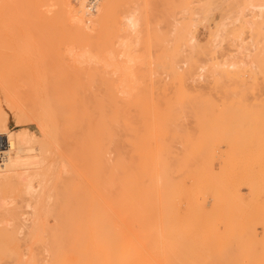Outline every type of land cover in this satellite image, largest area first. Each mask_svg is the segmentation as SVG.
<instances>
[{
    "label": "rangeland",
    "instance_id": "obj_1",
    "mask_svg": "<svg viewBox=\"0 0 264 264\" xmlns=\"http://www.w3.org/2000/svg\"><path fill=\"white\" fill-rule=\"evenodd\" d=\"M13 1L16 5L14 10V3L12 4ZM16 1L12 0L10 6L8 5L6 9V15L5 13L3 14L5 15L2 18L3 26L0 23V32L3 40L0 42V111L6 118V131L14 134L28 131V133L34 136L37 142H41L43 139L40 128L35 122H21L16 120L18 119L17 101H15V97L11 91V82L15 79L16 70H19L20 65L28 62V60L39 64L42 63L41 61H46L47 63L52 64V60L54 59V63L56 60L58 65L60 64L65 70H70V67L71 69L75 67L76 70L72 69L73 72L76 71V73H74V80L76 82L79 81L80 83H78V85L80 84L81 86H78L77 92L80 97L84 95V98L81 99L85 101V104H90L89 106L86 105L89 110L90 108L91 110H95L99 106H105L107 100L106 96L109 94L107 87L109 86V89L111 90V86L116 85V83L119 82L117 83L118 86H115L117 89L114 91L117 96V106L119 105L118 107L123 110L121 111V118H123L121 119V125L111 130L110 138H102V142L96 138L95 142L97 141V144L94 143V145H98L99 147H97V150L94 149L96 146L93 147V153L96 152L97 154H94L95 161L103 159V162L96 161L97 164H95L97 167L98 165L102 166L98 168L96 167L97 172L100 168V172L97 173V176H100V178H97V181L99 180L100 183L97 182L99 185H97V187L99 188L94 192L96 224L95 264H264V33L262 32L264 26L263 22H261L263 20H258L259 23L256 22V24L258 23L257 28L251 30L249 29L250 22L244 23V21L248 19L255 22V17H253L252 13L251 16L249 14L250 12H248L250 7L248 8V11L244 10L243 12V7L245 6L244 8H246L249 5L248 0H212L213 2L210 0L211 3H208L209 0H112L113 13L111 23L104 29V34H108V37L104 35L102 37L103 39H100V42H96L99 43L96 44V46L100 47V44L103 46L106 43V40L110 38L107 40V44L109 45L107 46V44H105L103 47L106 48L103 49H101V47H96L94 53L93 48H95V43L94 45L90 44L92 47H89V43L85 44L84 42H81L82 44H75L72 42V36L68 32L69 30L60 27L61 22L58 19L56 7L54 6H50L49 10L47 8L49 6L47 5H44L43 8L41 7L42 10L47 11L45 14L49 15L44 16V18L47 17L46 19L49 21L52 18L56 19V21H47L48 25H43L44 27L46 26L45 28L47 30L44 27L43 29L41 25L37 29L36 25V27H32L34 28L33 31L29 28V32L26 31L27 29L22 28L23 26L21 27V25L24 24L21 19L17 21V14L21 11L20 8L24 4L35 3V0ZM69 1L71 2L72 0ZM75 1L73 0L71 2L72 5L74 4L76 6L81 2V0H79L80 2L78 0ZM85 1L86 0H84V2ZM104 1L105 0H102L100 2L101 6ZM249 1L250 3H258V0ZM84 2L81 3L84 5L86 3ZM169 4H171V6ZM118 5L123 7L117 8ZM99 7L97 10L95 8L94 12L88 11L85 5V13L87 17L83 16L84 24H86H83V31L87 29L84 31L87 34L95 33L94 29L96 28V24L94 22H96L97 17H94V15L99 13ZM130 7H136L137 14L140 13L139 11L143 14H139L141 15V17H139V23H141V26H139V30L135 33L138 35L136 36L134 34L136 40L133 36V39L128 37L129 39L126 38L127 41H125L124 37L122 38L121 36L123 34L121 33L120 17L122 18V11L125 12L126 8L130 9ZM10 8H12V10H10ZM115 10L119 11V13ZM243 13H247L248 15ZM242 15L245 19L242 18ZM245 15L248 17L250 15L251 19H247ZM50 16L52 18H50ZM85 19L90 21H86ZM255 20L257 21V18ZM91 21H93L92 25ZM11 23L12 25H10ZM54 23L57 24L55 25ZM260 23H262V28ZM13 24H15V26ZM90 25L92 29L89 28ZM47 26L51 28H48ZM57 28L62 29L58 30ZM185 28L191 30L190 32L195 41V46L193 48L184 45L179 40L178 36H181L180 34H183L186 31ZM1 29L3 31H1ZM256 29L261 33L259 31L257 32ZM89 30H93L91 31L92 33L89 32ZM107 30L108 33L106 32ZM254 31L257 33H254ZM30 32H32L33 35L32 33L30 34ZM41 33L42 35H40ZM35 34L39 37L35 36ZM68 34L69 36H67ZM214 34L217 36L215 39L220 41L219 46L216 49H213L211 46ZM19 35L21 36L19 37ZM26 36H28V39H26ZM116 36L119 38V41L124 40L126 42L125 44V42L122 41V44L129 45L128 48H130L131 52L128 48L126 50L129 54H126L127 52L125 51L124 45L122 46L120 43L121 41H117ZM3 37L5 38L3 39ZM165 38H167L166 41ZM40 40L44 42L46 40L45 43L47 46ZM102 40H104L105 43H102ZM66 41L67 43H65ZM28 43L30 46L33 45L30 47L28 46ZM118 43H120L121 46ZM17 45L20 48H18ZM72 45L73 47L71 48ZM110 45H112L111 48L114 49L111 52L112 54L107 50V47ZM117 45H119L118 48ZM81 47L82 50L85 48V53L84 51H81ZM56 48H58L59 51L56 50ZM90 48L92 49V52L90 51L89 56L87 53ZM120 48H124L123 51L125 52ZM32 49H35L34 52H32ZM72 49L76 50L73 51ZM97 49L100 52H98ZM20 50L25 56L22 55L23 53L19 55L21 52ZM61 50L63 54L61 53ZM69 50H71V52ZM101 51H107V54H104L108 55L110 53L111 55H108L107 57L102 53L103 57L100 58L99 55L101 54ZM119 52L121 53V58L118 57V55H120ZM37 53H40V55ZM46 53H49V55ZM70 53L75 58V61H73L74 59H71L73 58L71 55L68 57V54ZM78 53L83 54L79 55ZM64 54L65 56H63ZM76 54H78L79 57L76 56ZM91 54L94 57H98H95V60H93L94 57H92ZM125 54L127 56L129 55L128 58L134 56L135 58L132 59L135 63L132 60L130 61V59L126 60L127 56L123 58ZM21 55L22 58L20 59L19 57H21ZM34 55L37 56V58ZM83 55L85 57L87 56V58H92V61L89 60L88 62L93 63L90 64H92L94 69L90 67V64L87 61L81 60L82 57L85 59ZM161 55H165L163 56L165 58H162ZM166 55H170L173 59H170V57H167ZM157 56L158 58L160 57L162 61L165 59V62L166 60L169 61V59L173 60V63H176L175 66H178V74H172L171 76L170 70L165 68L167 63L164 62L163 65L158 64L160 63V58L157 59ZM50 57H57L59 60L57 61V58H52L51 60ZM61 57H63L62 60ZM112 57H116L117 59ZM35 58L36 60L34 61ZM228 58L237 59L235 61L234 59L230 60L232 64H237L234 69L228 67H224V69L218 66L222 65L224 62L226 64H231V62L228 61ZM239 58L242 61L239 60ZM226 59L227 62L225 61ZM102 60H105L104 63L109 62V65L105 63L108 68H106V72L110 71V73H108L109 75L106 73L105 76L104 73H99L101 71L105 72L104 68L106 65L103 64L105 65V67H103L100 63ZM136 60H139L142 63L137 62ZM174 60L177 61L174 62ZM68 61L69 63H67ZM113 61L118 64H112ZM127 61L130 62L128 63ZM213 61H216L215 63L217 64L213 63ZM239 61L242 63L240 64ZM74 62L77 63V67L75 66L76 64H71ZM110 62H112V65ZM131 62L136 65L137 63L143 64L142 67L141 65L140 67L145 73L142 72L141 68L138 69L139 66H135L133 63L132 64L136 69L135 67L130 68V70L126 69ZM97 63L101 65L104 71L100 66H95ZM85 64H87V66ZM71 65L74 66L72 67ZM79 65L83 68L79 67L83 73L77 69ZM110 65L111 67L114 66L113 69L115 68V71L112 70L111 67V70L109 69L108 66ZM95 67H100L101 69ZM256 67L258 69H256ZM202 68L203 70L205 69L203 75ZM119 69L122 70V75L127 76V74H125L126 72L135 71L136 73H134L136 75L133 73L134 77L136 78L137 73H139V77L136 79L131 76H128L130 78H123V76L121 77ZM212 69H214V72ZM229 69L230 71H228ZM237 69L238 71H236ZM77 70L79 74L77 73ZM88 70H92L93 74L90 72L88 73ZM124 70L125 72H123ZM198 70L199 72H197ZM199 73L204 79L203 77L196 79ZM216 73L217 75H215ZM76 74H78V77ZM133 74L131 75L133 76ZM82 75H84V77H82ZM86 75L88 77H86ZM79 76L80 78L82 77L81 81ZM89 76L91 78L94 77V79H91ZM110 76H114V80H112ZM169 76L171 77L169 78ZM76 78L78 80H76ZM105 78L107 82L110 83H105ZM212 78H218V80L216 79L215 81ZM83 79L85 80L84 83H82ZM122 79H125V87L124 83L122 86ZM115 80H117V82H115ZM127 80V84L131 87L129 88L132 92L127 89ZM139 80H141L140 83L142 84L139 83ZM100 81L102 83H100ZM135 81H137V85L135 84ZM183 81H185L186 85ZM212 81L215 82L211 84L210 82ZM218 83L221 85L222 89ZM81 84L85 86H82ZM88 84L93 87L91 88ZM102 84L105 91L101 86ZM109 84L112 85L110 86ZM133 84H135V86L139 85V87H133ZM230 84L231 86H229ZM215 85L219 87H216ZM70 86L72 89L73 85L69 84L68 87L70 88ZM94 86L97 90H92L95 89ZM119 86L124 88L122 89ZM149 86L151 88H149ZM74 88L75 86H73V89ZM139 88H142V95L143 98L147 97L146 100L145 98H140L142 95L138 94L141 93L140 91H137ZM73 89L71 92L74 94L75 92H73ZM153 89L155 90L153 91ZM123 90L127 97L128 93H135L137 95L132 98L135 94H131L126 98L123 94ZM225 92L228 95H226ZM232 92H235L233 93L234 96H232ZM145 93H148L147 96L144 95ZM87 96H89V98ZM93 96H96L95 99L91 98ZM196 100L201 103H198ZM132 102L134 105L131 104ZM135 105H138V107ZM207 105H209V107ZM257 111L259 113H257ZM157 116H159V118ZM140 118L141 120L139 121ZM146 123L147 125H145ZM98 142L100 143L98 144ZM101 143H103V145H101ZM104 145L105 147H102ZM105 148L106 151L104 152ZM89 150L90 149H87L85 152L83 150V152L87 153ZM100 152H103V154ZM105 154L107 155L106 157ZM12 156L14 157V155ZM108 156L109 158H107ZM116 163L117 165L124 164L125 166L123 176L126 188L123 201L120 200V193H122L121 189L123 188L121 181H109L111 180V177L116 178V176L119 175L118 177L120 178L122 176V172L120 169H117ZM113 166L116 169H112ZM107 167H110L108 168L109 171ZM138 169L140 171H138ZM110 170L111 172L113 171V174L110 173ZM78 171L76 184L82 194L87 196L89 195V190L87 189V186L83 184L82 169L79 167ZM132 172L134 173L132 174ZM107 175L110 176V178ZM120 186H122V188ZM152 186H155L154 192L151 190ZM108 189H111V191ZM118 190H121L120 193ZM114 204H116V208H114ZM112 210L114 211L112 212L113 214L118 213L123 218L128 219H126L124 226L122 224H115L114 228L116 230V235L108 239L107 230L111 222H113L110 214ZM136 217H141L145 220L142 228L143 236L148 238V240L152 236L156 239L157 249L155 252L145 251L144 254L140 255H136L135 253H133L132 256L127 255L126 248L128 246V241H132L131 234L133 236L134 229L136 228L133 218ZM48 221V226H51L52 219L49 218ZM131 227L134 229L131 230ZM100 240L103 241V252L101 255L98 251ZM30 248L33 250L36 249L38 252L40 251L39 254L41 257H47V252L44 253V249L41 248V246H35V244L32 243V240H30Z\"/></svg>",
    "mask_w": 264,
    "mask_h": 264
},
{
    "label": "bare ground",
    "instance_id": "obj_2",
    "mask_svg": "<svg viewBox=\"0 0 264 264\" xmlns=\"http://www.w3.org/2000/svg\"><path fill=\"white\" fill-rule=\"evenodd\" d=\"M11 1L12 0H1L0 1V23L2 24V26H3L2 18H3V16L6 15V13H7L6 9H7L8 5L10 6ZM101 1L102 0H97L96 1V3H95L96 10L98 9ZM16 2H18V1H16ZM48 2H51V3H48ZM71 2L69 0H35V3H26L23 6L21 5L22 7L21 8L19 7L21 11L18 12V14H17L18 17L17 18L15 16L14 17L17 19V21L21 19V21L24 23V24L21 25V27L23 26L22 28L27 29L26 31H28V28L33 31L34 30V28H32L33 26L36 27V25H37V29H38V27H40V25H41L42 28L44 27L43 25H48L47 21H49V20L46 19L47 17L44 18V16L47 15V14H45V12H47V11L42 10L41 7L43 8L44 5H47V6H49V7H47L48 10H49L50 6H54V7H56V13H57L58 19L60 20L61 25L63 24L62 26L60 25V27H62V28L64 27L65 29L69 30L68 32L72 36V42L73 43H75V44L76 43L79 44L81 42H84L85 44L89 43L88 44L89 47L90 46L92 47V45H90V44L94 45V43H95V48H93V53H94V49H96V47H98V48L101 47V49L106 48V47H103V46L108 43L107 40H109L110 38H108L106 40V43L104 42V40H102L103 41L102 43H105V44L103 46L100 44V47L96 46V44H99V43H96V42L97 41L100 42V39H103L102 37L104 35H106V34H104V29L107 28L108 25L111 23L112 13H113L112 12V0H105L104 3L102 2L103 5L102 6L100 5L101 9L99 7V10H100V11L98 10L99 13H96L94 15V17L95 16L97 17L96 22H94L96 24V28L94 29V32H95L94 34L85 33L84 31L87 30L85 28H84L85 30L83 31V24H84L83 16H86V13H85V5L86 4L83 5V3H81V2H84V0H81V2L79 1L80 4L78 3L79 5H76V6L74 4L72 5ZM257 2L258 3H250V1L248 0V4H249L248 7L244 8L245 6L244 7L242 6L243 7V12H244V10L248 11V8L250 7L251 11L250 10L248 11V12H250L249 14L251 15V13H252L253 17H255V19L257 18V21L254 19L255 22H252L251 20L248 19V18L251 19L250 15H249V17L245 15L249 21L246 20V21H244V23H246V22L249 23L250 22L249 23V26H250L249 29H251V30H254L255 28H257V26H258L257 24L259 23L258 20H263L261 22H263V26H264V0H258ZM13 3H14V1L12 2V4ZM208 3H211L210 0H209ZM244 4H247V3H244ZM169 5L171 6V4H169ZM240 5H242V4H240ZM15 6L16 5L14 3V8L12 7L13 10L16 8ZM165 6H166V4H165ZM119 7L121 8L123 6H119L118 5L117 8H119ZM167 7H169V6H167ZM12 8H10V10H12ZM45 10H46V8H45ZM138 10H139V8H138ZM182 10H183V8H182ZM98 11H96V12H98ZM115 11H117V10H115ZM136 11H137L136 7L135 8L130 7V9L126 8V11L125 12L122 11V13H121L122 18L120 17V19H121L120 26H121V31L122 32L120 30L119 31L123 34L121 36H122V38L124 37L125 41H127L126 38L129 39L128 37L133 39V36H134V39H135V35L136 36L138 35V34H135V33H137V31L139 30V26H141L140 25L141 23H139L140 22V18L139 17H141V15H139V14L142 13V12L139 11L140 13L138 12L139 14H137ZM117 12L119 13V11H117ZM4 13H5V15H3ZM89 14H90V12H89ZM243 14H247V13H243ZM137 15H139V16H137ZM7 16H8V14H7ZM47 16H49V15H47ZM88 16H90V15H88ZM253 17H252V19H253ZM50 18H52V17L50 16ZM242 18H244L243 15H242ZM113 19H115V18H113ZM52 20L56 21V19H53V18L50 19V21H52ZM85 20L86 21H90L88 19H85ZM91 22H89V23H91V25H92L93 21H91ZM117 22H119V21H117ZM256 22H258V23L256 24ZM260 24H261V28H262V23H260ZM10 25H12V23ZM13 25L15 26V24H13ZM16 25H18V24H16ZM84 25H86V24H84ZM91 25H90L89 28H91ZM4 27H7V26H4ZM117 27H119V26H117ZM48 28H51V27H48ZM55 28H56V26H55ZM39 29H41V28H39ZM61 29H58V30H61ZM187 29L185 28L186 31L183 34H180L181 36H178V37H179L180 42H182L184 45H187L190 48H193L195 46L194 45L195 41H194V38H193V36H192V34L190 32L191 30H189V29L187 30ZM1 31H3V30L1 29ZM91 31H93V30H91ZM91 31L89 30V32H91ZM255 31H254V33H257L259 30H257V32H255ZM56 32H58V31H56ZM106 32L108 33V30ZM262 32L264 33V30ZM9 33H11V32H9ZM31 33L32 32H30V34ZM59 33H60V31H59ZM46 34H47V32H46ZM240 34H241V32H240ZM32 35H33V33H32ZM40 35H42V33ZM20 36L21 35H19V37ZM35 36H37V34H35ZM67 36H69V34ZM106 36L108 37V34ZM26 37H27L26 39H28V36H26ZM37 37H39V36H37ZM4 38L5 37H3V39ZM215 38H217L216 34H214V37H213V39L211 41L212 43L210 42L212 44L211 46L213 47V49H216L219 46V42H220V41H217ZM22 39H23V37H22ZM56 39H58V38H56ZM66 39H64V40H66ZM116 39H117V41H119L118 37ZM166 39L167 38H165V41H166ZM42 40H40V41H42ZM61 40H63V39H61ZM124 40H122V41H124ZM141 40H142V38H141ZM2 41H3L2 40V34L0 32V42H2ZM122 41L120 42L121 44H122ZM155 41H156V39H155ZM159 41H160V39H159ZM42 42H44V41H42ZM45 42H46V40H45ZM45 42H44V44L46 45ZM72 42H70V43L73 44ZM21 43L25 44L24 42H21ZM65 43H67V41ZM120 43H118V44L120 45ZM57 44H58V42H57ZM125 44H126V42H125ZM18 45H17V47H18ZM34 45H35V43H34ZM52 45H53V43H52ZM108 45L109 44H107V46ZM119 45H117V48H118ZM123 45H124V43L122 44V46ZM28 46H30L29 43H28ZM57 46H59V45H57ZM111 46L112 45L107 47V50L110 51V53L114 50V49L111 48ZM115 46H116V44H115ZM128 46L124 45L125 51L127 50ZM72 47H73V45L71 46V48ZM89 47H86V48H89ZM18 48H20V47H18ZM33 48H34V46H33ZM40 48H42V47H40ZM50 48H51V46H50ZM50 48H48V49H50ZM124 48H120V49L123 51ZM128 49L130 51V48H128ZM263 49H264V47H263ZM32 50H33L32 52H34L35 49H32ZM56 50L59 51L58 48H56ZM74 50H76V49H74ZM77 50H78V48H77ZM84 50H85V48L82 50V47H81V51H84ZM91 50L92 49L90 48L89 51L87 50L88 53L87 52L86 53L89 55ZM36 51H37V48H36ZM69 51L71 52V50H69ZM122 51H121V53H122ZM125 51H123V52H125ZM98 52H100V51L98 50ZM22 53L23 52L21 51L19 53V55L22 54ZM49 53L48 54L46 53V54L49 55ZM61 53H62V50H61ZM84 53H85V51H84ZM102 53L103 54L104 53L107 54V51L106 52L101 51V54H100L101 56L99 55L100 58L103 57ZM110 53L108 55L112 54V53L111 54ZM121 53H120V55H118V57H120V58H121ZM28 54H29V51H28ZM30 54H31V52H30ZM37 54L40 55V53H37ZM78 54H76V56L79 57V55L83 54V53H80L79 55ZM87 54H85V55H87ZM92 54H91V56H92ZM106 54H104V55H106ZM126 54H129V52H127ZM126 54L123 56V58H125V56H127ZM161 54H163V53H161ZM177 54H178V52H177ZM22 55H24V53ZM22 55H21V57H19L20 59L22 58ZM69 55H71V53L68 54V57H69ZM108 55H106V56L108 57ZM51 56H52V54H51ZM63 56H65V54ZM115 56H117V55H115ZM163 56H165V55H161L162 58H165ZM166 56L170 57V55H166ZM35 57L37 58V56H35ZM39 57H43V56H39ZM71 57H73V56L71 55ZM92 57H94V56H92ZM95 57H98V56H95ZM95 57H94L93 60H95ZM128 57H129V55L127 56L126 60L130 59V61L132 60L134 62V60H133L135 58L134 56H132V57L130 56V58H128ZM36 58L34 59V61L36 60ZM43 58H47V57H43ZM52 58H55V57H52ZM52 58H51V60H52ZM112 58L115 59L116 57H112ZM149 58H150V55H149ZM159 58L157 56V59H159ZM218 58H219V56H218ZM62 59H63V57H61V60ZM71 59H74L73 61H75L74 57L71 58ZM96 59H98V58H96ZM170 59H173V57L172 58L170 57ZM170 59H169V61L166 60V62H165L164 61L165 59H163V61H162V59L160 58L159 59L160 63H158V64L163 65L164 62L167 63L168 68H167V66H165V68L170 70L171 76H172V74L173 75L178 74L177 73L178 72V70H177L178 66H175L176 63L174 64L173 60H170ZM231 59L233 60L234 58H230V59L228 58V61H230ZM53 60H52L53 63L50 61L52 64L47 63L46 61H45L46 63L44 61H41L42 63L39 64V63H34V62H31V61L28 60V62H25L22 65H20V69L19 70H16L15 79L11 82V89H12L11 91H12V94L14 95V97H15V101H17V110H18L17 111V118L18 119H16V120H19L21 122H35L38 125V127L40 128V131H41V134H42V138L43 139H42L41 142H37L36 139L34 138V136L32 134L28 133V131H24L22 133L19 132L20 134H18V133L14 134V133H10V132L6 131L5 130L6 118H5V115L0 111V264H95L96 224H95V209H94V192L96 191L97 188H99V187H97V185H98L97 182H99V180L97 181V178H100V176H97V173L100 172V168L98 169V172H97L96 171L97 165L95 166V164H97L96 161H98V162L102 161L103 162V159L100 158L102 160H99L97 158L98 160L95 161L94 154L95 155H97V154H96V152L93 153V147L96 146V145H94V143L97 144V141L95 142L96 138L99 141L101 140L100 142H102V140H103L102 138H104V139L105 138L106 139L110 138L111 130L113 128L121 125V119H123V118H121V116H122V112L121 111H123V110H122V108L120 109L118 107L119 105L117 106V99H116L117 96L115 95V91H114L115 89H117V88H115V86L116 85L118 86L117 83H119V82H117V80H115V82H117L116 85L109 84L110 86L112 85L111 86V88H112L111 90L109 89V86L108 87L106 86L108 88V93L109 94L105 92L106 94H108L106 96L107 100H106V105L105 106H99L98 105L99 107L97 109L91 110V108H90V110H89V108L86 106L88 104H85V101L83 99H81V98H84L83 97L84 95H82V97H80L79 93L77 92V88H78V86H80V84L78 85V83H80V82L79 81L76 82L74 80V78H75L74 77V75H75L74 73H76V71L73 72L72 69H75V67L72 68V69L70 67V70H65V68L63 69V67L60 64L58 65L56 60H55V63H54ZM58 60H59V58H57V61ZM77 60H78V58H77ZM81 60L82 61L85 60V61L88 62L89 60L92 61V58H87V56H86L85 59H83V57H82ZM159 60H157V61H159ZM213 60H214V58H213ZM235 60H237V59H234V61ZM239 60H241V59L239 58ZM69 61L67 63H69ZM104 61L102 60L100 63L102 65L105 64V63L109 65V62L108 63L107 62L104 63ZM107 61H109V60H107ZM121 61H123V60H121ZM136 61L137 62H141L139 60H136ZM175 61H177V60H174V62ZM225 61L227 62V59ZM241 61H239L240 64L242 63ZM79 62H80V60H79ZM117 62H119V61H117ZM133 62H131V64ZM154 62H155V60H154ZM215 62L216 61H213V63H215ZM77 63L74 62V63H71V64H74V65L76 64L75 66L77 67ZM90 63H92V62H90ZM111 63L112 62H110V64ZM115 63L116 62L113 61L112 64H115ZM80 64H82V63H80ZM87 64H85V65L87 66ZM92 64H90V67H92ZM117 64L118 63H116L115 65H117ZM131 64L128 65L129 68L126 67V69L130 70V68H134L135 66H139L138 67V69H139L143 65V64L137 63V65L134 64L135 66H133V64L132 65ZM212 64H211V66L213 67ZM215 64H217V63H215ZM74 65H71V66L73 67ZM97 65L101 67L100 64L97 63L95 66H97ZM105 65H103V67H105ZM111 65L108 66L109 69H110ZM140 65H141V67H140ZM236 65L232 64V62H231V64H226L224 62L222 65H218V66L221 67V68L228 67L230 69H232V68L234 69L236 67ZM243 65H245V64H243ZM131 66H133V67H131ZM79 67H81V66L79 65L77 69L80 70L83 73V71L81 70L82 67L81 68H79ZM100 67L99 68L95 67V68L101 69L102 67L101 68ZM113 67H111L112 70L115 69V68L113 69ZM92 68H90V69H92ZM106 68H107V65L104 68L105 72H102L100 70L101 72H99V73H102V74L104 73V75L107 73V75H109L108 73H110V71L106 72V70L108 69V68L107 69ZM68 69H69V67H68ZM85 69H87V68H85ZM88 69H89V67H88ZM104 69H103V71H104ZM122 69H123V67H122ZM135 69H136V67H135ZM230 69L228 71H230ZM256 69H258V68L256 67ZM78 70H77V73H78ZM141 70H142V68H141ZM201 70H203V68ZM204 70L202 72V75L204 73ZM212 70L214 72V69H212ZM219 70H217V71H219ZM119 71L121 72L122 70L119 69ZM179 71H180V69H179ZM236 71H238V69ZM81 72H80V74H81ZM86 72H87V70H86ZM89 72L93 74L92 70L91 71L88 70V73ZM123 72H125V70ZM134 72H132V71H128V73L126 72L125 74H127V76L122 75V72H121V77L122 76H123V78H126V77L130 78L128 76L134 77V74L136 73V72L135 73ZM142 72H144V70H142ZM197 72H199V70ZM117 73H116V75H117ZM229 73H231V72H229ZM235 73H237V72H235ZM78 74H76L77 77H78ZM114 74H115V72H114ZM131 74H133V76ZM84 75H82V77H84ZM138 75H139V73H137L136 78L139 77ZM202 75L199 73L198 76L196 77V79L197 78H199V79L202 78L203 77ZM212 75H214V74H212ZM215 75H217V73ZM222 75H224V74H222ZM171 76H169V78ZM82 77L80 78V76H79L80 81H81ZM86 77H88V76L86 75ZM113 77L114 76L111 77L112 80H114ZM121 77H120V79H121ZM103 78H104V76H103ZM118 78H116V79H118ZM136 78L134 77V79H136ZM172 78H174V77H172ZM91 79H94V77H92ZM203 79H204V77H203ZM212 79H214V78H212ZM216 79L218 80V78H216ZM216 79H214V80L216 81ZM76 80H78V79L76 78ZM105 80H106V78L104 79V81ZM122 80H123V82H121L122 86H123V83H124V87H125V82H124L125 79H122ZM191 80H193V79H191ZM219 80H221V79H219ZM82 81H83L82 83H84L85 80L83 79ZM97 81H96V83L98 84ZM140 81L141 80H139V83H140ZM170 81H171V79H170ZM185 81H183L184 84H185ZM193 81H195V80H193ZM215 81H212L210 83L212 84ZM106 82H107V80L105 81V83ZM136 82L137 81H135V84L137 85ZM87 83H89V82H87ZM100 83H102V82L100 81ZM107 83H110V82H107ZM127 83H128V80H127L126 84ZM165 83H167V82H165ZM193 83H195V82H193ZM69 84L75 86L74 89H73V86H72L73 92H75L74 94L71 92V90H72L71 86H70V88L68 87ZM135 84H133V87L135 86ZM140 84H142V83H140ZM106 85H108V84H106ZM82 86H85V85H82ZM95 86H94V88H95ZM101 86L103 88V84ZM122 86H119V87H121L123 89L124 87H122ZM219 86L221 87L220 84H219ZM219 86H216V87H219ZM229 86H231V84ZM235 86H236V84H235ZM90 87L92 88L93 86H90ZM129 87H130L129 84H127L128 91L131 90L130 89L131 87L130 88ZM135 87L138 88L139 85L135 86ZM166 87H167V85H166ZM149 88H151V87L149 86ZM226 88H230V87H226ZM221 89H222V87H221ZM92 90H97V89L95 88V89H92ZM103 90H104V88H103ZM133 90H135V89H133ZM141 90H142V88H139V90H137V91H140L141 93H138V94L142 95L143 92ZM154 90L155 89H153V91ZM167 90H168V88H167ZM227 90H229V89H227ZM227 90H225V91H227ZM253 90H255V89H253ZM147 91H149V90H147ZM130 92H132V91H130ZM235 92L231 93L232 96H234L233 93H235ZM244 92H246V91H244ZM88 93H91V92H88ZM123 94L125 95L124 90H123ZM131 94H135V93H128V97ZM147 94L148 93H145L144 95L147 96ZM225 94H226V92H225ZM136 95L137 94L133 95L132 98L134 96L136 97ZM226 95H228V94H226ZM243 95H244V93H243ZM96 96H97V94H96ZM125 96H126V98H128L127 95H125ZM200 96H202V95H200ZM223 96H224V94H223ZM87 97L89 98V96H87ZM95 97L93 96L91 98L95 99ZM100 97H101V95H100ZM106 97H105V99H106ZM91 98H90V100H91ZM132 98H131V100H132ZM140 98H142V99L145 98V100H146L147 97L143 98V95H142V97H140ZM98 99H100V98H98ZM123 99H124V97H123ZM184 99H186V98H184ZM196 99H197V96H196ZM196 101H198V100H196ZM198 103H201V102L198 101ZM91 104H92V102H91ZM103 104H105V103H103ZM131 104L134 105L133 102ZM247 105H249V104H247ZM135 106L138 107V105H135ZM197 106H198V104H197ZM207 106L209 107V105H207ZM142 111H141V113H142ZM196 111H198V110H196ZM258 111H257V113L260 112V111L259 112ZM200 112H202V111H200ZM157 117L159 118V116H157ZM152 118H153V116H152ZM140 120H141V118L139 119V121ZM143 120H144V118H143ZM19 121H18V123H19ZM153 121H154V119H153ZM145 125H147V123ZM150 125H151V123H150ZM127 126H129V125H127ZM129 131H130V129H129ZM100 142H98V144ZM69 144H70V146H69ZM101 145H103V143H101ZM97 147H99V146L97 145L96 148H94V149L97 150ZM102 147H105V145L102 146ZM87 149H90V150L87 153H84ZM140 149H141V147H140ZM83 150H84V152H83ZM105 151H106V148H105L104 152ZM100 153L103 154V152H100ZM98 154H99V152H98ZM12 155H14V157ZM99 156H101V155H99ZM106 156L107 155L105 154V157ZM107 158H109V156ZM118 160H119V158H118ZM117 163H116V165H117ZM104 165H106V164H104ZM79 167L82 169V181H83V184L86 185L87 189L89 190V195H87V196L82 194V192L79 190L78 185L76 184V180L78 178V172H79L78 168ZM98 167H102V166L98 165ZM124 167H125L124 164L117 165V169H120V171L122 172V176L119 178L118 177L119 175L117 174L118 176H116V178L115 177L114 178L111 177V180H109L110 182L112 180H113V182L121 181V184H123V188H122V186H120L122 188L121 189L122 193H120L121 190H118L120 195H121V199H120L121 201L124 200L123 197L125 196V188H126L125 187V179H124V176H123L124 172H125L124 171L125 170ZM144 167H145V165H144ZM108 168H110V167H107V169ZM112 169H116V168L113 166ZM108 171H109V169H108ZM138 171H140V170L138 169ZM134 172H136V171H134ZM134 172H132V174ZM110 173L113 174V171L111 172V170H110ZM154 173H156V172H154ZM107 174H108V172H107ZM135 174H137V173H135ZM103 175H104V173H103ZM115 175H116V172H115ZM108 177L110 178V176H108ZM147 180H149V179H147ZM113 186H114V184H113ZM118 188H119V186H118ZM151 190L154 192L155 191V186H152ZM109 191H111V189ZM115 205L116 204H114V208H116ZM112 212H114V211L112 210L110 212L113 222H111V224L109 225L108 230H107L108 231L107 232L108 233V239H110V237H113V236L116 235L115 234L116 230L114 228L115 224H122L124 226L125 222H126V219H128V218H123L118 213L113 214ZM49 218L52 219L51 226H48V224H49L48 219ZM133 221L135 223L134 225L136 226V228L135 229L133 228L134 229L133 236L131 234V238H132L131 240L132 241H128V246L126 248L127 255L132 256L133 253H135L136 255H140V254H144L145 251L155 252L156 249H157V241H156V239L152 236L148 240V238L144 237L143 234H142V228H143V225H144L143 223L145 221L144 218L136 217V218H133ZM130 229L133 230L132 227ZM30 240H32V243H34L35 246H41V248L44 249V253L47 252V257H43V256L41 257L40 254H39L40 251L38 252L36 249H34V250L31 249L30 248ZM102 243H103V241L100 240L99 246H98V251H99L100 255L103 252Z\"/></svg>",
    "mask_w": 264,
    "mask_h": 264
},
{
    "label": "built area",
    "instance_id": "obj_3",
    "mask_svg": "<svg viewBox=\"0 0 264 264\" xmlns=\"http://www.w3.org/2000/svg\"><path fill=\"white\" fill-rule=\"evenodd\" d=\"M96 1L97 0H86L85 4L88 11H94Z\"/></svg>",
    "mask_w": 264,
    "mask_h": 264
}]
</instances>
